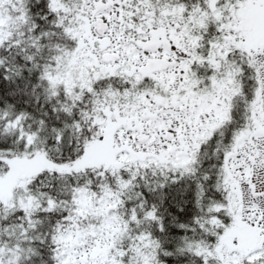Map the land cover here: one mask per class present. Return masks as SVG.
Wrapping results in <instances>:
<instances>
[{"label":"snow or ice","instance_id":"6c2138e0","mask_svg":"<svg viewBox=\"0 0 264 264\" xmlns=\"http://www.w3.org/2000/svg\"><path fill=\"white\" fill-rule=\"evenodd\" d=\"M0 264H264V0H0Z\"/></svg>","mask_w":264,"mask_h":264}]
</instances>
